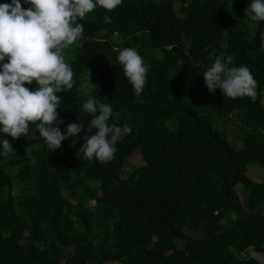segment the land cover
I'll return each instance as SVG.
<instances>
[{"label": "trees", "instance_id": "obj_1", "mask_svg": "<svg viewBox=\"0 0 264 264\" xmlns=\"http://www.w3.org/2000/svg\"><path fill=\"white\" fill-rule=\"evenodd\" d=\"M250 3L122 0L80 21L82 37L63 50L75 83L57 93V126L81 120L84 130L54 151L36 124L34 138L0 133L16 152L0 154V264H230L226 254H264V182L247 172L252 162L264 169V21L248 24ZM124 47L151 66L140 96L116 59ZM220 53L250 68L255 102L208 91L203 71ZM100 97L132 129L107 163L77 156L96 131L83 104ZM226 114L248 129L239 147L212 125ZM135 153L139 164L128 161Z\"/></svg>", "mask_w": 264, "mask_h": 264}, {"label": "clouds", "instance_id": "obj_2", "mask_svg": "<svg viewBox=\"0 0 264 264\" xmlns=\"http://www.w3.org/2000/svg\"><path fill=\"white\" fill-rule=\"evenodd\" d=\"M25 3L31 7H22L20 0L0 4V133L14 140L21 136L34 138L30 124H36V132L54 151L61 148L62 141L84 130L81 120L69 122L63 131L57 126L65 123L57 112L61 103L57 93L71 90L75 83L63 50L82 37L84 24L80 21L88 13L97 6L112 11L122 0H25ZM245 16L251 21H264V0H251ZM115 51L123 75L134 94L140 96L151 66L135 48ZM233 61V55L220 53L211 67L203 71L208 91L215 93L220 89L223 96L249 97L255 102L258 81L247 65L235 66ZM33 81L38 86L35 90L25 87ZM106 100L107 97L89 98L83 104V111L92 116L87 132L96 131L83 137L78 158L107 163L114 159L117 143L132 132L127 123L120 124L119 114ZM0 145V154H16L8 139L3 138Z\"/></svg>", "mask_w": 264, "mask_h": 264}, {"label": "rangeland", "instance_id": "obj_3", "mask_svg": "<svg viewBox=\"0 0 264 264\" xmlns=\"http://www.w3.org/2000/svg\"><path fill=\"white\" fill-rule=\"evenodd\" d=\"M252 22H250V19L248 20V24L250 25ZM261 39H262V46L264 49V32L261 33ZM75 44V43H74ZM74 44H72L69 47H72ZM84 87H81V89H83ZM261 102L264 104V93H262L261 95ZM216 117H212V125L215 128H218L219 130L223 131L226 135L228 140L231 142V144L234 147H239L241 145V141H238V138L242 137L243 134L245 132L248 131V129L241 125L240 123L236 122L235 120H233L234 118L232 117V115L230 114H226V115H222V117L220 118H216ZM224 119H229V121H235V126L231 123H227L225 126H223L222 124L227 122ZM264 130V127H263ZM20 153H23V151H20ZM128 161H130L131 163L134 164H139L141 163L140 160V156L139 154L135 153L132 156L128 157ZM247 169L249 173H253V175H250V177L256 181H263L264 182V169L262 168V166L260 165V163L258 162H252L250 164H248ZM127 170V168L125 169ZM19 182H16L14 179L12 180V190L13 192H16L19 189ZM235 192L237 193L238 197L239 196V192H240V185L235 187ZM189 230H186V232H188ZM176 245L180 246L181 245V241H175ZM253 253H255V251L252 250V248H247L245 251L243 252H239L238 255L236 257H245L249 254L253 255ZM104 264H120V263H113V262H106Z\"/></svg>", "mask_w": 264, "mask_h": 264}, {"label": "water", "instance_id": "obj_4", "mask_svg": "<svg viewBox=\"0 0 264 264\" xmlns=\"http://www.w3.org/2000/svg\"><path fill=\"white\" fill-rule=\"evenodd\" d=\"M255 253H259V252H255ZM225 256L229 259L230 264H261L255 258H253L250 254L245 257H236V256L231 257L229 254H226Z\"/></svg>", "mask_w": 264, "mask_h": 264}, {"label": "bare ground", "instance_id": "obj_5", "mask_svg": "<svg viewBox=\"0 0 264 264\" xmlns=\"http://www.w3.org/2000/svg\"><path fill=\"white\" fill-rule=\"evenodd\" d=\"M251 255V254H250ZM253 258H255L258 262H260L261 264H264V255L260 254V253H253V255H251Z\"/></svg>", "mask_w": 264, "mask_h": 264}]
</instances>
